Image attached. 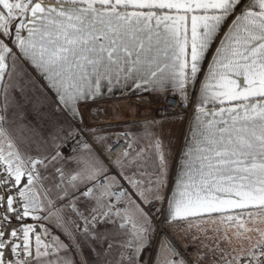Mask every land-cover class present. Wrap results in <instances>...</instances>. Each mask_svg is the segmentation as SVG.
<instances>
[{
  "label": "snow or ice",
  "instance_id": "snow-or-ice-1",
  "mask_svg": "<svg viewBox=\"0 0 264 264\" xmlns=\"http://www.w3.org/2000/svg\"><path fill=\"white\" fill-rule=\"evenodd\" d=\"M198 262L264 264V0H0V264Z\"/></svg>",
  "mask_w": 264,
  "mask_h": 264
},
{
  "label": "rangeland",
  "instance_id": "rangeland-1",
  "mask_svg": "<svg viewBox=\"0 0 264 264\" xmlns=\"http://www.w3.org/2000/svg\"><path fill=\"white\" fill-rule=\"evenodd\" d=\"M105 104L108 106H105ZM151 104L153 103L144 104L133 98L128 99L121 97L120 99H112L111 101L104 102L99 119H90L89 122L98 125H118L125 124L127 122L124 121H129L137 117L157 115L154 108H151ZM171 231L176 236V240L180 247L187 252V255L193 260H197L196 248L199 247V245L190 241L186 242L182 239L178 229H171ZM200 251L203 252L205 250L201 247Z\"/></svg>",
  "mask_w": 264,
  "mask_h": 264
},
{
  "label": "crops",
  "instance_id": "crops-1",
  "mask_svg": "<svg viewBox=\"0 0 264 264\" xmlns=\"http://www.w3.org/2000/svg\"><path fill=\"white\" fill-rule=\"evenodd\" d=\"M121 97L122 98H128V99H132V98L137 99L138 102H143L144 104L156 103L158 101L157 99H153L152 97H146L145 99L142 100L140 97H138L136 95H132L127 90H117L113 94H106V96L101 98L99 100V102L96 105H94L93 107L99 108L100 110H102V107L104 106V102L111 101L112 99H120ZM105 106H108V105L105 104ZM154 116H157V115H146V116L131 119L129 121H124V122L132 123V122H135L138 120L151 119ZM90 119H93L92 115H88V121ZM167 127L168 126H166V128ZM184 131H185V126H177L173 131V141L177 147L180 145V143H182V137H183ZM80 259L90 261L91 257L89 255H87V253H85L84 255H82L80 257Z\"/></svg>",
  "mask_w": 264,
  "mask_h": 264
},
{
  "label": "built area",
  "instance_id": "built-area-1",
  "mask_svg": "<svg viewBox=\"0 0 264 264\" xmlns=\"http://www.w3.org/2000/svg\"><path fill=\"white\" fill-rule=\"evenodd\" d=\"M163 105H164L163 107L164 111L171 112L173 110V107L170 101H164ZM157 107H159V102L151 104V108L156 109ZM175 107H179V105L177 104L175 105Z\"/></svg>",
  "mask_w": 264,
  "mask_h": 264
}]
</instances>
